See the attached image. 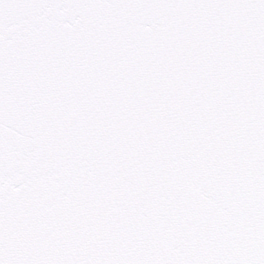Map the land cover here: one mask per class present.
<instances>
[{"label":"snow or ice","instance_id":"6c2138e0","mask_svg":"<svg viewBox=\"0 0 264 264\" xmlns=\"http://www.w3.org/2000/svg\"><path fill=\"white\" fill-rule=\"evenodd\" d=\"M0 264H264V0H0Z\"/></svg>","mask_w":264,"mask_h":264}]
</instances>
